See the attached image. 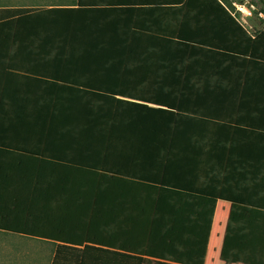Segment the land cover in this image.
Listing matches in <instances>:
<instances>
[{
	"label": "crops",
	"instance_id": "crops-1",
	"mask_svg": "<svg viewBox=\"0 0 264 264\" xmlns=\"http://www.w3.org/2000/svg\"><path fill=\"white\" fill-rule=\"evenodd\" d=\"M256 2L6 0L0 234L32 264H264Z\"/></svg>",
	"mask_w": 264,
	"mask_h": 264
},
{
	"label": "trees",
	"instance_id": "trees-1",
	"mask_svg": "<svg viewBox=\"0 0 264 264\" xmlns=\"http://www.w3.org/2000/svg\"><path fill=\"white\" fill-rule=\"evenodd\" d=\"M258 3H259V11L264 14V0H258ZM219 6L221 5L219 4ZM26 10L27 9L8 8L6 7L5 4H0V39L2 40L6 39V26L9 18H13L16 15L25 12ZM262 38H264V30L256 33L255 38L251 39V41L253 43H257ZM145 146H147V150H145V152H150L149 149H151L152 146H156L157 148L161 147V145L158 144L157 145L148 144ZM158 169H160L161 172L162 170H165L164 167H159V166L157 167V170ZM148 182L171 187V185L167 183H163L162 181H148ZM95 251L96 252L94 254H90V255L89 254L77 255L73 257V262L76 264H172L165 261L153 260L147 257L120 253L117 251H108L103 249H96ZM52 264L55 263L53 262ZM58 264H59V256H58Z\"/></svg>",
	"mask_w": 264,
	"mask_h": 264
},
{
	"label": "rangeland",
	"instance_id": "rangeland-1",
	"mask_svg": "<svg viewBox=\"0 0 264 264\" xmlns=\"http://www.w3.org/2000/svg\"><path fill=\"white\" fill-rule=\"evenodd\" d=\"M253 4H257L256 0H248ZM6 0H0V4H5ZM255 6V19H257L258 5ZM29 249V245L24 242H20L17 245L15 240L11 237H7L0 234V264H32V257L26 254L25 250ZM17 250V252H16ZM39 258V257H38ZM34 264H42L40 259H35Z\"/></svg>",
	"mask_w": 264,
	"mask_h": 264
},
{
	"label": "built area",
	"instance_id": "built-area-1",
	"mask_svg": "<svg viewBox=\"0 0 264 264\" xmlns=\"http://www.w3.org/2000/svg\"><path fill=\"white\" fill-rule=\"evenodd\" d=\"M251 8H252V6H251ZM243 13H244L245 15H248V16L252 15L251 10H244Z\"/></svg>",
	"mask_w": 264,
	"mask_h": 264
}]
</instances>
